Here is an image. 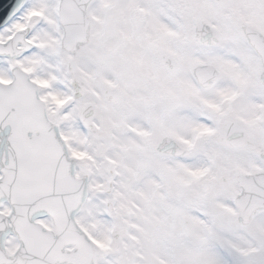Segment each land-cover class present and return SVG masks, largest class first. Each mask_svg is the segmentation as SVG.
Masks as SVG:
<instances>
[{"label": "snow or ice", "instance_id": "1", "mask_svg": "<svg viewBox=\"0 0 264 264\" xmlns=\"http://www.w3.org/2000/svg\"><path fill=\"white\" fill-rule=\"evenodd\" d=\"M0 264H264V0H0Z\"/></svg>", "mask_w": 264, "mask_h": 264}]
</instances>
